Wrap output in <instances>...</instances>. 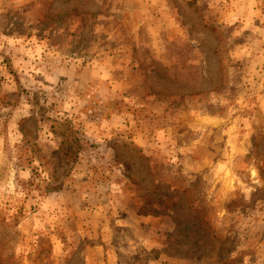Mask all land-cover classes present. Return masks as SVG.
Instances as JSON below:
<instances>
[{
	"label": "rangeland",
	"instance_id": "374dc122",
	"mask_svg": "<svg viewBox=\"0 0 264 264\" xmlns=\"http://www.w3.org/2000/svg\"><path fill=\"white\" fill-rule=\"evenodd\" d=\"M0 264H264V0H0Z\"/></svg>",
	"mask_w": 264,
	"mask_h": 264
}]
</instances>
